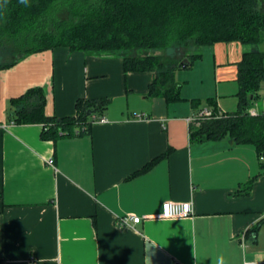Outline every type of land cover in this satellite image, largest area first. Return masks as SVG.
<instances>
[{
    "label": "crops",
    "instance_id": "obj_1",
    "mask_svg": "<svg viewBox=\"0 0 264 264\" xmlns=\"http://www.w3.org/2000/svg\"><path fill=\"white\" fill-rule=\"evenodd\" d=\"M208 47L216 87L203 96L215 98L216 110L182 93L175 101L150 95L154 73L126 71L120 53L57 46L0 68V264L264 260V168L255 146L192 138L202 108L236 110L237 62L260 46ZM35 86L45 91L48 116H75L79 99L109 98L96 115L107 121H94V112L89 132L43 138L42 124L11 119V100ZM254 105L264 110L262 88ZM168 200L193 211L164 217ZM127 215L141 221L121 225Z\"/></svg>",
    "mask_w": 264,
    "mask_h": 264
},
{
    "label": "trees",
    "instance_id": "obj_2",
    "mask_svg": "<svg viewBox=\"0 0 264 264\" xmlns=\"http://www.w3.org/2000/svg\"><path fill=\"white\" fill-rule=\"evenodd\" d=\"M9 41L27 47L22 56L57 46L96 55L120 53L126 71L154 73L149 94L167 101L183 99L177 70L191 67L202 57L203 47L230 41L260 46L245 50L237 62L236 110L193 123L192 138L229 136L237 143L252 144L264 168V114L248 112L259 100L264 81V0H28L27 5L0 0V45ZM179 47L186 48V61L155 52ZM16 60L0 63V68ZM109 101L79 99L75 116H48L45 91L35 86L11 100V119L42 124L46 139L83 134L90 131L88 110L103 114ZM206 101L217 109L215 98ZM199 103L193 99L194 105Z\"/></svg>",
    "mask_w": 264,
    "mask_h": 264
},
{
    "label": "rangeland",
    "instance_id": "obj_3",
    "mask_svg": "<svg viewBox=\"0 0 264 264\" xmlns=\"http://www.w3.org/2000/svg\"><path fill=\"white\" fill-rule=\"evenodd\" d=\"M63 16H68L67 12L62 13ZM6 43V42H5ZM201 50L202 57L195 61L192 67H182L178 69L177 78L183 83L182 95H189L190 97L200 99V102L204 104L206 97L203 95H215V81H216V69L217 65L213 51L210 47H203ZM210 48V49H209ZM172 50L173 54H169V50ZM165 50H156L155 52L163 55L166 59L175 57L180 60L186 61L184 54L186 48H170ZM27 50L26 46L15 45L13 42H7L0 45V63L11 62L23 55ZM204 50V51H203ZM262 93L264 94V81L262 85Z\"/></svg>",
    "mask_w": 264,
    "mask_h": 264
},
{
    "label": "built area",
    "instance_id": "obj_4",
    "mask_svg": "<svg viewBox=\"0 0 264 264\" xmlns=\"http://www.w3.org/2000/svg\"><path fill=\"white\" fill-rule=\"evenodd\" d=\"M250 115H259L260 113L264 114V110L260 112V110L254 105L248 109ZM224 113L216 112L210 107L202 108L194 117L195 123L199 124L202 120L212 117H221ZM100 120L102 122L107 121L105 117H98L94 114V121ZM47 162L50 165H54V158L47 159ZM193 211L192 204L190 202H176L172 200H168L163 203L162 216L164 217H178V216H187ZM118 221L121 225H129V222L132 221L134 223H138L141 221V216L138 215H127L121 216L118 218ZM244 264H264V260L262 261H245Z\"/></svg>",
    "mask_w": 264,
    "mask_h": 264
},
{
    "label": "clouds",
    "instance_id": "obj_5",
    "mask_svg": "<svg viewBox=\"0 0 264 264\" xmlns=\"http://www.w3.org/2000/svg\"><path fill=\"white\" fill-rule=\"evenodd\" d=\"M5 2H6V0H5ZM19 2H20L21 4H25V5L28 4V0H19ZM169 54H170V55L173 54L171 49L169 50ZM218 264H225V261H224V258H223V257H220V258H219V260H218Z\"/></svg>",
    "mask_w": 264,
    "mask_h": 264
},
{
    "label": "water",
    "instance_id": "obj_6",
    "mask_svg": "<svg viewBox=\"0 0 264 264\" xmlns=\"http://www.w3.org/2000/svg\"><path fill=\"white\" fill-rule=\"evenodd\" d=\"M92 113H94V111L88 110L87 114L91 115Z\"/></svg>",
    "mask_w": 264,
    "mask_h": 264
}]
</instances>
